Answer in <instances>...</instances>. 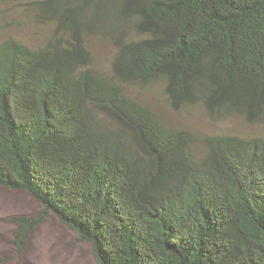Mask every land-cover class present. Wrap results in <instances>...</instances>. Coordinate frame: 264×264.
<instances>
[{"label":"trees","instance_id":"1","mask_svg":"<svg viewBox=\"0 0 264 264\" xmlns=\"http://www.w3.org/2000/svg\"><path fill=\"white\" fill-rule=\"evenodd\" d=\"M0 4L55 25L42 47L0 42V186L42 207L12 218L18 255L53 214L98 264H264V138L175 127L130 91L264 124V0Z\"/></svg>","mask_w":264,"mask_h":264},{"label":"rangeland","instance_id":"2","mask_svg":"<svg viewBox=\"0 0 264 264\" xmlns=\"http://www.w3.org/2000/svg\"><path fill=\"white\" fill-rule=\"evenodd\" d=\"M30 16V17H29ZM16 23H10L12 21ZM0 42L9 37L30 47H42L55 30L53 23H36L24 8L0 4ZM88 46L97 70L109 72L115 55L111 40L96 33L88 37ZM131 93L153 108L168 124L200 135L230 134L243 138H264V124H248L236 117L226 121L211 120L202 106L174 112L164 94V85L132 88ZM41 204L28 193L0 186V264H98L88 243L81 242L76 232L51 214L31 234L27 250L18 255L13 245L16 227L12 218L33 216Z\"/></svg>","mask_w":264,"mask_h":264}]
</instances>
